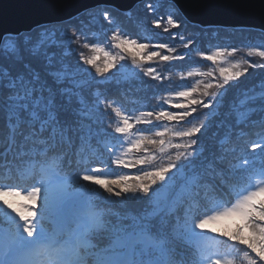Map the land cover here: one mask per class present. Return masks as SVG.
<instances>
[{
	"label": "snow or ice",
	"instance_id": "1",
	"mask_svg": "<svg viewBox=\"0 0 264 264\" xmlns=\"http://www.w3.org/2000/svg\"><path fill=\"white\" fill-rule=\"evenodd\" d=\"M169 6L166 25H184L177 0H170ZM234 7L243 10L244 0H235ZM146 8L155 11L151 3ZM101 17L113 23L109 6ZM153 24L170 32L159 18ZM260 30L264 34V24ZM221 31L201 27L193 28L190 37L178 36L187 39L189 49L181 55L165 42L150 46L117 33L112 39L118 41L117 49L131 44L147 50L133 53L132 64L139 75L163 82L156 67L142 62L183 61L205 36L216 37ZM82 36L88 40L82 30L68 32L57 24L0 35V169L14 166L26 181L0 183V212L8 224L0 227V264H237L239 255L227 258L207 242L206 232L198 231L222 217L239 219L235 231L224 235L239 242L233 248L243 253L247 264H264V199H258L264 195V180L255 179L264 177V164L250 171L249 160L236 155L244 128L264 129V84L258 94L244 93L238 102L228 99V89L249 70L234 71L240 64L219 65L237 48L214 44L211 54L199 51L205 62L218 67L217 82L204 83L203 88L200 80L190 84L187 78L213 79L212 71L192 68L176 86L182 90L170 89L186 103L169 110L161 102L158 111L137 117L112 95L114 88L124 86L114 79L123 57L113 56L99 42H86L84 47L93 53H103V64L97 55L82 52L73 63V45ZM252 54L264 58V43L250 48ZM198 108L209 110L211 119L173 133L185 141L174 145V160L156 167L154 156L142 155L155 145L164 152L169 131L164 124L188 123ZM109 113L116 122L105 119ZM105 153L107 162L101 159ZM109 165L135 169L136 174L101 178ZM173 180L175 195L161 199L158 189ZM21 195L28 203L16 206L7 199Z\"/></svg>",
	"mask_w": 264,
	"mask_h": 264
},
{
	"label": "trees",
	"instance_id": "2",
	"mask_svg": "<svg viewBox=\"0 0 264 264\" xmlns=\"http://www.w3.org/2000/svg\"><path fill=\"white\" fill-rule=\"evenodd\" d=\"M151 3L155 7V11H149L146 5ZM170 1L168 0H144L141 3L136 4L132 9L128 11H119L114 7L109 6V11L112 16L113 23L109 24L107 21L103 20L101 13L104 10V6H97L89 9L87 12H82L80 15L65 21L61 24L67 28L68 32L73 29L82 30L87 36L86 41L84 37H81L79 44L73 45V51L71 53V59L75 63L78 59L79 53H84L87 56L97 55L98 63L103 64L105 57L103 53H93L90 48L84 47V44L99 42L105 51L110 52L113 56L123 57V60L117 61V67L120 71L116 74L114 79H120L123 75L122 67L129 69L135 67L132 64L133 53H140L141 55L147 51L139 49L137 45L126 44L123 49H117L115 44L118 41L112 39L113 33H117L120 36H128L131 39H137L139 43H149L150 46L158 42L169 43V45L176 49V54L181 55L189 49L185 48L187 44V39L181 41L178 36L190 37L192 35L193 28H201V26L192 24L186 19L184 25L179 28H172L166 25V17L171 13ZM161 19L162 27L167 26L170 28V32H163L162 28H157L153 24V20ZM175 18V17H174ZM205 29H221L219 36H205L196 45V50L191 51L189 55L185 56L183 61H174L171 65H165L163 63H153L151 61H143V65H150L156 67L157 70L164 76L163 82L151 81L150 78L143 77L139 75L140 69H135L132 75L122 77L124 86L120 88H114L112 95H114L119 102L124 106L128 113L133 116H141L142 112L159 110L156 107L157 104L163 102L169 108V110H176V105L178 103L186 101H181L174 97L170 89L175 88L176 90H182V88H177L176 86L181 84L186 78V72L195 68L202 72H213V79L210 80L207 76L205 77H195L187 78L190 84H195L196 80L201 81V88H203L204 83L212 82L216 83L215 77L219 76L218 67L213 65L211 62H205L204 58L199 56V51H206L208 54L215 51L214 44H219L225 47H236L237 52L232 56L228 57L227 63L220 61L219 65L223 67H228L231 64H240V69L243 67H248V72L240 78L239 82L233 84L231 88L228 89V99H235L236 102L243 98L244 93L248 94H258L261 91L260 86L264 84V58L259 57L258 54L249 55V49L252 47L260 46L264 43V34L260 31L253 29H226L221 27H203ZM172 34H176L174 37ZM152 50H157L152 48ZM167 54V53H165ZM139 59V56H137ZM256 65L252 67L251 65ZM88 67V66H84ZM94 72V69L92 70ZM111 72H115V69H110ZM170 77V79H169ZM111 79V77H110ZM103 83V82H102ZM215 89H213L214 91ZM197 98L200 97L197 93ZM214 111V110H212ZM106 120H111L113 122L117 121V117L109 113L105 116ZM211 119V112L202 108H198L196 113H193L189 117L188 123H177L171 122L164 124L165 127L170 126L169 131L165 134V145L164 152L160 151V146H150L152 149L148 153H142V155H150L155 153V159L153 164L156 167L166 166L170 159L174 160L176 155V149L174 145L178 143H184L178 137L173 135L176 131L187 130L193 125H199L200 123L206 122ZM163 124V122H161ZM135 126V122H134ZM255 144L256 147L253 148L252 145ZM237 156H243L250 162V171H256L259 167L264 164V129H261L258 125H251L244 128V135L237 142ZM105 162L108 160L107 153L101 158ZM105 171H114L116 175H135V169H120L116 165H109V168ZM11 173L12 177L9 178L10 181H14L16 178L15 171L8 169H0V177L4 174ZM116 175H113L107 179H113ZM93 183V182H86ZM95 188H99L98 185H93ZM163 188L160 187L159 189ZM158 189V190H159ZM103 191V189H101ZM204 205H202L199 211L204 210ZM0 224H7L4 219L3 213L0 212ZM229 231V232H234ZM220 232H226L221 230ZM245 237L251 235L249 230H245ZM223 236V235H222ZM226 237V236H225ZM238 244L239 242H235ZM240 248H246V245H240ZM235 255H239L241 259L242 252L236 249ZM239 259V260H240ZM238 260V261H239Z\"/></svg>",
	"mask_w": 264,
	"mask_h": 264
},
{
	"label": "water",
	"instance_id": "3",
	"mask_svg": "<svg viewBox=\"0 0 264 264\" xmlns=\"http://www.w3.org/2000/svg\"><path fill=\"white\" fill-rule=\"evenodd\" d=\"M142 0H0V35L36 24L66 21L98 5L128 10ZM170 1V0H169ZM246 7H234L235 0H177L183 14L200 26L253 28L264 24V0H244Z\"/></svg>",
	"mask_w": 264,
	"mask_h": 264
},
{
	"label": "rangeland",
	"instance_id": "4",
	"mask_svg": "<svg viewBox=\"0 0 264 264\" xmlns=\"http://www.w3.org/2000/svg\"><path fill=\"white\" fill-rule=\"evenodd\" d=\"M135 69H138L136 67L133 68H125L122 67V73L123 75L120 76V78L122 77H126L128 75H132L133 71ZM123 79V78H122ZM131 158V157H130ZM175 184V181H169L168 184L163 185V188L158 190V195L161 199L166 200L168 195L170 194V192L174 191L173 189V185ZM22 196L24 197V195H21L20 197H13V196H8L7 199L12 202L14 205L16 206H20L21 204H26L28 203V201L25 198H22ZM258 199H264V195L258 197ZM240 223L238 218L235 217H222L217 221H209L208 225L205 229L203 230H198V231H203V232H207V233H215L212 231L213 228L218 229L219 231L221 230H225L226 232L229 231H233L236 229V226ZM217 231V232H219Z\"/></svg>",
	"mask_w": 264,
	"mask_h": 264
}]
</instances>
